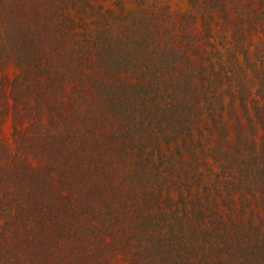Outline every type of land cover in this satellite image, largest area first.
Wrapping results in <instances>:
<instances>
[{"label":"trees","instance_id":"1","mask_svg":"<svg viewBox=\"0 0 264 264\" xmlns=\"http://www.w3.org/2000/svg\"><path fill=\"white\" fill-rule=\"evenodd\" d=\"M95 3L0 0V264H264L260 224L208 232L195 226L202 215L160 195L161 132L140 131L142 85L129 92L119 66L130 55L127 19L113 18L123 29L112 40V23ZM209 3L243 54L253 46L262 91L264 0L235 5L234 21L223 0ZM147 118L160 129L155 115ZM254 119L260 133L237 125L241 153L231 159L257 155L264 164V102ZM177 136L162 137L165 147ZM172 163L169 155V177Z\"/></svg>","mask_w":264,"mask_h":264},{"label":"rangeland","instance_id":"2","mask_svg":"<svg viewBox=\"0 0 264 264\" xmlns=\"http://www.w3.org/2000/svg\"><path fill=\"white\" fill-rule=\"evenodd\" d=\"M210 1L96 0L94 5L102 6L105 24L112 23V40L123 29L116 24L119 18H113L127 19L129 33L123 52L130 55L119 61V66L129 92L133 93V86L142 85L140 131L145 132V138L149 131L161 132L157 137L163 162L158 169L160 195L167 196L170 204L183 202L186 211L202 215V224L195 226L208 232L227 233L232 224H242L243 228L260 224L263 232L264 164H259L257 155L234 160L228 155L236 156V150L241 153L236 147L237 125L260 133L254 117L264 102V87L259 90L251 67L254 63L258 67L253 46L246 54L239 50L238 35L223 31L225 22L218 9H210ZM223 1L230 21H234L233 7L242 6L244 0ZM203 20L208 21V31L202 27ZM133 37L135 41L140 38L139 46L134 47ZM258 38L262 37L251 41ZM13 71L9 65L4 74L11 77ZM243 98L247 116L241 107ZM153 115L160 121L158 130L148 126L147 116ZM9 128L6 121L3 129L9 132ZM175 134V140L165 147L162 137ZM169 155L173 162L171 177L166 170ZM157 157L155 154L152 159L155 164ZM177 217L180 219V212ZM195 235L200 237L198 230ZM201 241L202 237L199 246ZM225 241L222 239V243ZM223 259L228 260V256Z\"/></svg>","mask_w":264,"mask_h":264}]
</instances>
